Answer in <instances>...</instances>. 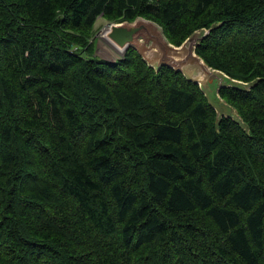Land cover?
I'll return each instance as SVG.
<instances>
[{
	"label": "trees",
	"instance_id": "1",
	"mask_svg": "<svg viewBox=\"0 0 264 264\" xmlns=\"http://www.w3.org/2000/svg\"><path fill=\"white\" fill-rule=\"evenodd\" d=\"M99 18L209 31L236 116ZM0 264H264V0H0Z\"/></svg>",
	"mask_w": 264,
	"mask_h": 264
},
{
	"label": "water",
	"instance_id": "2",
	"mask_svg": "<svg viewBox=\"0 0 264 264\" xmlns=\"http://www.w3.org/2000/svg\"><path fill=\"white\" fill-rule=\"evenodd\" d=\"M162 33L160 27L154 22L137 19L133 23H113L104 34L106 41L124 55L129 48H133L151 68L158 71L162 67H168L181 72L189 81L199 84L206 95L215 90L220 92L224 88H238L244 85L212 69L198 56L196 49L209 31L194 33L178 48L172 46ZM201 75L207 76V79L202 80V85L195 81ZM219 98L224 102L220 95Z\"/></svg>",
	"mask_w": 264,
	"mask_h": 264
},
{
	"label": "rangeland",
	"instance_id": "3",
	"mask_svg": "<svg viewBox=\"0 0 264 264\" xmlns=\"http://www.w3.org/2000/svg\"><path fill=\"white\" fill-rule=\"evenodd\" d=\"M110 25H111L110 22L105 21L102 18H99L97 20V23L95 25V30H94V36H93V42L95 43V51H92L93 52L92 55H94V58L96 59L99 58V59H105V60L114 62L120 58H123L124 54L118 51L113 46H111L105 39L104 33L105 31L108 30ZM85 56L89 58L88 55L85 54ZM201 78L207 79V76L206 77L202 76ZM210 102L215 105L217 111L220 114L236 116L235 111L230 109V107L226 105L224 102L222 101L218 102L215 100H210Z\"/></svg>",
	"mask_w": 264,
	"mask_h": 264
},
{
	"label": "bare ground",
	"instance_id": "4",
	"mask_svg": "<svg viewBox=\"0 0 264 264\" xmlns=\"http://www.w3.org/2000/svg\"><path fill=\"white\" fill-rule=\"evenodd\" d=\"M138 19H144L145 21H150V20H147V19H145V18H138ZM136 21V20H135ZM134 21V22H135ZM151 22H153V21H151ZM131 23H133V22H131ZM120 24H122V23H120ZM156 24V23H155ZM158 25V24H157ZM159 26V25H158ZM160 27V29H161V31L163 32L162 33V35L164 36V37H166L165 36V34H164V31H163V29H162V27L161 26H159ZM168 42H169V40H168ZM170 43V42H169ZM170 44H172V43H170ZM172 46H174V47H177V46H175V45H173L172 44ZM178 48V47H177ZM203 75H201L199 78H196L195 79V81H197V82H199L201 85H202V80L204 79V78H201ZM207 95H208V98L210 99V100H215V101H218V102H221L220 101V98H219V92H218V90H215L214 92H208L207 93ZM234 111V110H233Z\"/></svg>",
	"mask_w": 264,
	"mask_h": 264
}]
</instances>
